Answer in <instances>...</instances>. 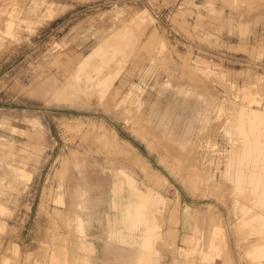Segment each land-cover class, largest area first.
<instances>
[{
    "label": "rangeland",
    "instance_id": "rangeland-1",
    "mask_svg": "<svg viewBox=\"0 0 264 264\" xmlns=\"http://www.w3.org/2000/svg\"><path fill=\"white\" fill-rule=\"evenodd\" d=\"M250 111L264 0H0V264H264ZM124 174L149 202L147 247L110 234Z\"/></svg>",
    "mask_w": 264,
    "mask_h": 264
},
{
    "label": "bare ground",
    "instance_id": "bare-ground-1",
    "mask_svg": "<svg viewBox=\"0 0 264 264\" xmlns=\"http://www.w3.org/2000/svg\"><path fill=\"white\" fill-rule=\"evenodd\" d=\"M110 44V43H109ZM129 44V43H127ZM127 44L117 43V51L123 49ZM106 45L99 48V52L107 53L105 51ZM97 52V51H96ZM86 62V61H85ZM82 63V65L85 64ZM106 80H98L97 85L105 86ZM251 123H255L256 120L264 118V113H258L256 111H250ZM241 157L239 155H233L231 161L226 170V178H229L233 182H242L244 180L243 170L239 168V162ZM136 190L130 183V179L127 175H123V178L115 180L110 189L109 208L112 214L108 217L109 225L111 227L110 234L113 240L119 241L122 244H134L139 243L144 247L150 244L149 235L153 229L154 221L148 216L144 209L149 207V202L144 200H135ZM151 205L153 203H150ZM79 209H82L81 204H78ZM76 228L79 232L87 236L88 227L85 220L81 215H77L74 218ZM83 241V240H82ZM85 242V240L83 241ZM145 254H141L143 259Z\"/></svg>",
    "mask_w": 264,
    "mask_h": 264
}]
</instances>
